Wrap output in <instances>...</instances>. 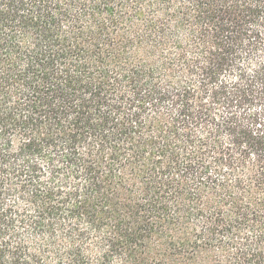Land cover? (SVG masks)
I'll list each match as a JSON object with an SVG mask.
<instances>
[{"label":"trees","instance_id":"obj_1","mask_svg":"<svg viewBox=\"0 0 264 264\" xmlns=\"http://www.w3.org/2000/svg\"><path fill=\"white\" fill-rule=\"evenodd\" d=\"M0 264H264V0H0Z\"/></svg>","mask_w":264,"mask_h":264}]
</instances>
